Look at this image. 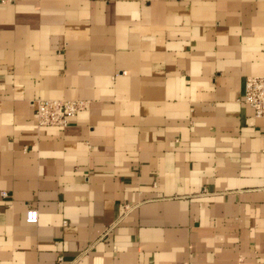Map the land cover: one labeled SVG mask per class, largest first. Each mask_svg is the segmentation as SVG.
Segmentation results:
<instances>
[{"label": "crops", "instance_id": "obj_1", "mask_svg": "<svg viewBox=\"0 0 264 264\" xmlns=\"http://www.w3.org/2000/svg\"><path fill=\"white\" fill-rule=\"evenodd\" d=\"M263 73L264 0H0V264H264Z\"/></svg>", "mask_w": 264, "mask_h": 264}, {"label": "built area", "instance_id": "obj_2", "mask_svg": "<svg viewBox=\"0 0 264 264\" xmlns=\"http://www.w3.org/2000/svg\"><path fill=\"white\" fill-rule=\"evenodd\" d=\"M242 99L250 104L256 115L264 113V73L252 74L245 78L244 93ZM35 119L39 125L53 124L64 126L69 123L79 110L86 107V101L77 98L37 97L32 99ZM2 194H6L2 191ZM133 205L125 203L124 210ZM27 222H37L38 209L29 207L25 211Z\"/></svg>", "mask_w": 264, "mask_h": 264}]
</instances>
